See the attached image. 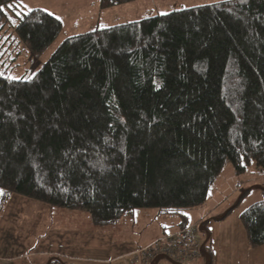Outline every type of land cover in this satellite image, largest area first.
<instances>
[{
	"label": "trees",
	"instance_id": "16d2710c",
	"mask_svg": "<svg viewBox=\"0 0 264 264\" xmlns=\"http://www.w3.org/2000/svg\"><path fill=\"white\" fill-rule=\"evenodd\" d=\"M137 1L100 0V13ZM18 20L15 34L36 60L64 30L41 10ZM227 165L237 176L252 165L264 172V0L100 25L67 39L33 78L0 75L8 194L107 227L135 211L203 207ZM181 217V229L191 227ZM240 221L249 248H263L264 202Z\"/></svg>",
	"mask_w": 264,
	"mask_h": 264
},
{
	"label": "rangeland",
	"instance_id": "374dc122",
	"mask_svg": "<svg viewBox=\"0 0 264 264\" xmlns=\"http://www.w3.org/2000/svg\"><path fill=\"white\" fill-rule=\"evenodd\" d=\"M200 1L221 0H141L103 13L100 0H19L0 30V73L11 81L29 80L69 38L90 33L100 25H126L189 6L200 7ZM34 10L52 15L64 27L56 43L38 60L31 57L15 34L19 23L16 13ZM262 202L264 172L252 165L244 175L237 176L227 165L203 207L177 212L187 216L189 225L197 231L203 254L210 240L221 252L214 264H264V247L249 248L240 221L246 209ZM181 223L177 214L143 210L126 215L115 225L97 227L88 214L51 208L4 192L0 195V264H127L132 257L127 256L128 252L142 250L164 232H174ZM202 257L183 264L198 263Z\"/></svg>",
	"mask_w": 264,
	"mask_h": 264
},
{
	"label": "built area",
	"instance_id": "2783aa9c",
	"mask_svg": "<svg viewBox=\"0 0 264 264\" xmlns=\"http://www.w3.org/2000/svg\"><path fill=\"white\" fill-rule=\"evenodd\" d=\"M197 231L186 227L176 234L166 236L153 246L142 249L130 258V264H159L165 260L169 264H183L199 260L203 247L197 240Z\"/></svg>",
	"mask_w": 264,
	"mask_h": 264
},
{
	"label": "crops",
	"instance_id": "0c3cea01",
	"mask_svg": "<svg viewBox=\"0 0 264 264\" xmlns=\"http://www.w3.org/2000/svg\"><path fill=\"white\" fill-rule=\"evenodd\" d=\"M141 0H138L137 2H140ZM228 1H231V0H228ZM222 2H225V1H218V2H205V1H200V2H198V4L200 3L201 5H200V7H203V6H208V5H214V4H218V3H222ZM191 6H195V5H191ZM188 8H196V7H188ZM13 197V196H12ZM10 198V200L11 199H14V198ZM9 200V201H10ZM29 202H26L25 203V205L27 206V205H29L28 204ZM180 217L181 216H184L186 219H187V221H188V225H189V219H188V217L187 216H185V215H182V214H180L179 215ZM181 219H182V221H183V219L184 218H182L181 217ZM181 225V224H180ZM180 225L177 227V229L174 231V232H171V233H166V232H164L156 241H153V242H151L150 244H148V245H146V246H144L143 248H146V247H149V246H151L152 244H154L155 242H157V241H160V240H162L164 237H166V236H171V235H174V234H176L177 233V231L179 230V229H181V227H180ZM190 226V225H189ZM192 227V226H191ZM204 250H205V253L203 254V257H202V259L198 262V263H195V264H209L208 263V258L210 259V264H214V260L216 259V260H218V254H220L221 252L220 251H218L217 252V249L215 250V247H213V245H211V240H210V245L208 246V245H205V247H204ZM137 251V250H136ZM136 251H133V252H128L127 254V256L128 257H130L132 254H134ZM165 260H160L159 261V264H166V262H164ZM127 264H130V258H129V261H128V263ZM168 264V263H167ZM194 264V263H193Z\"/></svg>",
	"mask_w": 264,
	"mask_h": 264
},
{
	"label": "snow or ice",
	"instance_id": "6c2138e0",
	"mask_svg": "<svg viewBox=\"0 0 264 264\" xmlns=\"http://www.w3.org/2000/svg\"><path fill=\"white\" fill-rule=\"evenodd\" d=\"M20 6H22V7H24V8H28V5H27V4H21ZM5 7H7V8L10 9V8L13 7V5H12V4H8V5H6V6H0V12L4 11V8H5ZM29 10H30V9H29ZM162 14H164V13H162ZM16 15H17V16H20L21 13L17 12ZM12 22L15 23L14 20H13ZM0 75H3V74L0 73ZM3 194H4V190H3V188H0V195H3ZM245 211H247V209H246Z\"/></svg>",
	"mask_w": 264,
	"mask_h": 264
}]
</instances>
